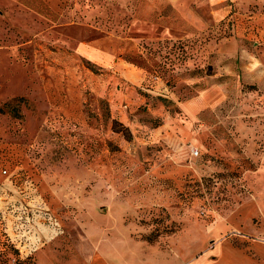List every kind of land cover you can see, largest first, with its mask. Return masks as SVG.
<instances>
[{
  "label": "rangeland",
  "instance_id": "obj_1",
  "mask_svg": "<svg viewBox=\"0 0 264 264\" xmlns=\"http://www.w3.org/2000/svg\"><path fill=\"white\" fill-rule=\"evenodd\" d=\"M259 246L264 0H0V264Z\"/></svg>",
  "mask_w": 264,
  "mask_h": 264
},
{
  "label": "crops",
  "instance_id": "obj_2",
  "mask_svg": "<svg viewBox=\"0 0 264 264\" xmlns=\"http://www.w3.org/2000/svg\"><path fill=\"white\" fill-rule=\"evenodd\" d=\"M260 247L262 248V246H259V248L254 247L255 250H254L253 252H255L256 255H258V256H259V254H261L262 256H264V249H260ZM242 251H243V250H242ZM242 251H240V255H241V257H244V255H242V254L244 253V251H243V252H242ZM245 256H246V255H245ZM246 258H247V257L242 258L243 260H242V263H240V264H243L244 261L247 262V261H246ZM104 264H105V263H104ZM106 264H107V263H106Z\"/></svg>",
  "mask_w": 264,
  "mask_h": 264
},
{
  "label": "trees",
  "instance_id": "obj_3",
  "mask_svg": "<svg viewBox=\"0 0 264 264\" xmlns=\"http://www.w3.org/2000/svg\"><path fill=\"white\" fill-rule=\"evenodd\" d=\"M8 109H10L11 111H13V107H10V108H8ZM147 239H148V240H152L151 237H148Z\"/></svg>",
  "mask_w": 264,
  "mask_h": 264
}]
</instances>
